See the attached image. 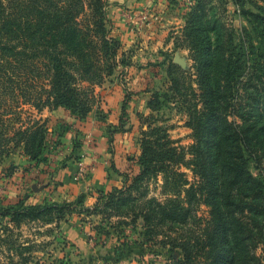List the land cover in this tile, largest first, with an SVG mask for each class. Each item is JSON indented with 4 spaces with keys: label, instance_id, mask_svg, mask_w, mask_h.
Here are the masks:
<instances>
[{
    "label": "trees",
    "instance_id": "16d2710c",
    "mask_svg": "<svg viewBox=\"0 0 264 264\" xmlns=\"http://www.w3.org/2000/svg\"><path fill=\"white\" fill-rule=\"evenodd\" d=\"M214 1L194 0L175 38L176 48L189 51L193 70L173 64L169 72L171 89L189 115L188 152L168 148L166 136L164 143L152 138L157 128L143 130L140 172L121 173L123 186L94 207H84L83 196L39 204L23 198L1 207V216L20 226L59 221L78 210L140 224L146 242L180 250L167 264H264V29L259 46L249 31L247 46L238 44L227 8L216 14ZM109 2L0 0V163L17 148L30 162L49 161L48 119L34 118L30 108L41 114L62 107L80 120L88 118L98 102L96 86L125 63L122 43L108 28ZM243 9L251 21L264 23V14ZM181 166L191 170L193 181ZM158 175L162 199L148 189L149 179ZM0 240L10 238L0 233Z\"/></svg>",
    "mask_w": 264,
    "mask_h": 264
},
{
    "label": "rangeland",
    "instance_id": "374dc122",
    "mask_svg": "<svg viewBox=\"0 0 264 264\" xmlns=\"http://www.w3.org/2000/svg\"><path fill=\"white\" fill-rule=\"evenodd\" d=\"M193 2L194 0H110L107 7L108 28L122 43L121 52H124V57L121 58L125 63L119 64L102 85L96 86L98 102L86 120L77 122L70 148L72 151H64L60 147L59 135L63 132V126L67 125H57L55 129L50 128L47 122L50 131L48 162H30L22 148H17L9 158L0 163V208L13 205L23 198L27 204L67 202L57 201L59 196L54 194L57 183L53 185L51 197L40 193L52 183L53 169L57 172L72 160L83 162L82 159L88 155L102 158L114 154L118 148L114 145L116 135H122L125 145L128 144L125 147L128 163L130 167L132 164L137 167L135 173L127 174L133 176L141 170L137 160L143 130L157 128L159 131L152 138L164 143L166 136L171 141L168 148L176 153L188 152L193 143L189 115L182 97L171 89L169 72L173 64L185 70H193L189 51L175 46V38L182 33L188 7ZM214 6L216 14L221 13L224 7L227 8V20L235 29L238 44L247 46L246 31H249L255 46H259V34L264 29V23L251 21L243 13V7L264 14V0H215ZM176 57L181 63L176 62ZM172 71L175 72V69ZM114 84L125 86V94H129L132 99L135 97L134 109L130 108L129 112L133 114L128 116L127 112L115 124L111 120L113 117L106 100L109 87L112 88ZM143 92L149 98L148 102L153 100L152 107L147 106L145 109L143 98L139 101L136 97ZM143 108L145 110L141 112ZM30 111L34 118L46 119L36 109L30 108ZM101 138L105 141V147L99 150L97 147L100 146ZM154 147L168 152L164 145L154 143ZM186 157H189L188 153ZM25 160L28 162L25 163ZM109 163L116 168L113 160H109ZM94 164L95 160H91L88 167ZM181 169L188 180H194L191 170L182 166ZM251 170L255 175L259 174V169L251 167ZM161 184L162 175L149 179L151 196L161 199L165 197L161 194ZM34 186L39 187L35 189ZM77 211L67 213L59 221L46 223L29 220L20 226L0 215V233L10 238L8 242L0 240V264H167L172 254L178 256L179 251L172 252L160 244L146 242L140 224L125 225L119 223L118 218L107 221L104 220L105 216L90 215L87 212L80 214ZM75 226L80 234L86 235L91 245L78 246L79 239L71 235V229ZM97 226H102L104 231L97 232Z\"/></svg>",
    "mask_w": 264,
    "mask_h": 264
},
{
    "label": "crops",
    "instance_id": "0c3cea01",
    "mask_svg": "<svg viewBox=\"0 0 264 264\" xmlns=\"http://www.w3.org/2000/svg\"><path fill=\"white\" fill-rule=\"evenodd\" d=\"M125 86L114 84L112 88L109 87V90L106 95L107 100V108H109V113H111V120L115 124L122 116V108H123V100L125 98ZM145 92L137 95L136 97L139 101L145 102V109L148 106L149 98L144 96ZM134 98H130L129 105L127 107L128 116L133 114L130 112V108L134 109ZM141 112H143L145 110ZM43 117L48 118V124L50 128H57V125L62 126L63 124L67 126H63L62 136L59 137L61 139L60 147H63L64 151H72L70 150L72 146V137L76 132L77 122L81 121L72 116L69 110L65 108H58L55 110L44 109L40 114ZM82 122V121H81ZM51 130V129H50ZM102 139V138H101ZM123 136H115L114 145L118 146L117 150H115L114 154H108V160H106L107 156L102 158L100 157H90L86 156L83 162H78L72 160L67 166L59 169L56 172V169H53V173L51 174V178L53 179L52 183L44 187V190L40 193H43L45 196L51 197L50 193L53 191V185L58 184L55 187L57 188L56 192L54 190V194L59 196L57 201H75L80 196H83V206L92 208L95 204L101 199V196L106 194L107 192L112 191L117 187L123 186V177L121 173H135L136 164H132L130 167L127 157H126V149L124 141L122 140ZM97 149L102 150L105 147V141L100 140ZM131 144V143H130ZM129 144V146H130ZM103 146V147H102ZM91 160H95V164L88 167ZM109 160H113L115 163V167H112V164L109 163ZM24 162V161H23ZM28 161L25 160V163ZM83 169L84 173L81 175L80 170ZM35 185V184H33ZM39 187V186H35ZM61 197V199H60ZM55 199V198H54ZM80 230L78 227H74L71 229L72 237L78 238V246L83 245H91L88 242L86 235L80 234ZM81 241V242H79ZM178 255H181L180 250Z\"/></svg>",
    "mask_w": 264,
    "mask_h": 264
},
{
    "label": "water",
    "instance_id": "95a60500",
    "mask_svg": "<svg viewBox=\"0 0 264 264\" xmlns=\"http://www.w3.org/2000/svg\"><path fill=\"white\" fill-rule=\"evenodd\" d=\"M175 60H176V62L181 63V60L178 57H176ZM34 188L36 189L35 186H34Z\"/></svg>",
    "mask_w": 264,
    "mask_h": 264
},
{
    "label": "built area",
    "instance_id": "2783aa9c",
    "mask_svg": "<svg viewBox=\"0 0 264 264\" xmlns=\"http://www.w3.org/2000/svg\"><path fill=\"white\" fill-rule=\"evenodd\" d=\"M84 173L83 169L80 170V174L82 175Z\"/></svg>",
    "mask_w": 264,
    "mask_h": 264
}]
</instances>
